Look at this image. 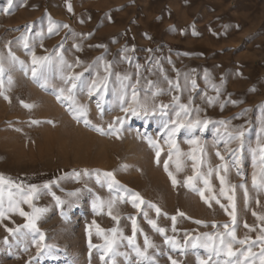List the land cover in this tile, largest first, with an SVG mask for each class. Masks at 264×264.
<instances>
[{
  "label": "rangeland",
  "instance_id": "1",
  "mask_svg": "<svg viewBox=\"0 0 264 264\" xmlns=\"http://www.w3.org/2000/svg\"><path fill=\"white\" fill-rule=\"evenodd\" d=\"M50 19L55 25L52 32L48 31ZM25 35L27 48L22 39ZM33 51L37 56L52 57L44 68L49 83L43 87L44 78L32 77ZM10 53L18 59L13 60ZM60 55L72 68L61 63ZM77 58L81 61L78 65ZM104 62L112 64L106 89L92 95L86 86L76 89L77 100L88 108L91 124H85L83 118H74L68 102L57 100L53 85L64 86L61 76L70 72L81 73L77 84L87 85L97 79V73L101 78L105 75ZM0 63L5 69L0 77L4 91L0 95V174L24 185L51 183V192L42 191L34 203L47 209L38 226L44 233L43 243L54 246L38 254L28 237V250L24 251L25 244L17 243V237L5 226L15 228L24 224L25 218L18 212L9 213V218L0 222V264H105L100 259L103 248L89 249V239L101 246L106 243L104 236L88 226L96 221L102 229L119 227L125 236H131L130 216L143 230L137 231L136 243L143 248L146 234L155 245L148 253L158 264H171L169 256L179 264H198V255L206 257L203 249L191 247L192 238L224 231L223 225L230 224L231 218L214 200L209 206L198 192L184 185V178L192 175L191 161L185 159L181 172L169 164L178 181L175 186L165 171L169 146L164 143V125L175 120L179 110L174 96L184 104L192 98L189 119L210 121L191 133L186 129L177 132L175 140L180 149L189 151L193 146L187 140L198 137L212 166L228 165L227 180L237 185V235L243 238L247 234L253 239L259 235L264 222L252 213L264 215V191L252 187L253 172H258L252 149L258 134L264 135L260 133L264 122V0H12L11 5L9 0H0ZM116 73L130 74L131 80L125 82L129 85L139 79L141 104L157 110L145 115L137 106L139 115L122 112V89ZM149 80L155 87L149 88ZM156 88L163 91L153 97ZM127 92L124 107L132 103L130 86ZM209 97L216 99L210 104ZM21 101L33 107L26 108ZM160 104L169 107L161 112ZM116 117H122L123 122H117ZM220 121L225 122L228 132L244 131L243 147L236 139L225 146L228 137ZM109 124L114 129H109ZM145 137L157 140L164 149L159 163L156 149ZM229 148H240L238 165ZM217 151L224 156L223 161L216 156ZM74 170L81 173L79 178L73 175ZM105 172H112L119 181L112 190ZM211 182L221 203L227 204L219 196L220 181L215 174ZM240 184L248 188L247 203ZM199 187H203L202 182ZM125 188L159 207L161 214L157 216L147 203L141 209L134 208ZM53 192L63 204H57ZM121 195L125 200H118L113 209V215L120 218L118 225L108 215L106 203L103 210L93 209L97 197L107 202ZM21 207L31 212L27 204ZM145 211L148 218L166 229L165 235L152 228L143 215ZM178 212L185 215L178 216ZM172 216L177 217L176 232L172 231ZM198 220L204 223L197 224ZM245 222L256 231L249 232ZM186 233L189 239L185 247ZM104 235L110 234L105 231ZM165 236L175 237L181 249L165 244ZM5 237L8 243H4ZM118 245L119 252L129 255L117 256L116 264H137L139 258L128 242L121 240ZM259 248L257 244L253 251L259 252Z\"/></svg>",
  "mask_w": 264,
  "mask_h": 264
},
{
  "label": "snow or ice",
  "instance_id": "2",
  "mask_svg": "<svg viewBox=\"0 0 264 264\" xmlns=\"http://www.w3.org/2000/svg\"><path fill=\"white\" fill-rule=\"evenodd\" d=\"M12 0H9V5H11ZM69 10H71V6L69 5ZM55 25L49 20V28L48 31L52 32L54 30ZM64 27H68V25H64ZM24 47H28V37L27 35L23 36ZM77 47H79L77 45ZM13 60L18 59L14 54L10 53ZM103 58H98V60H102ZM52 61V57L50 56H37L35 52L32 53V65H31V73L34 79L44 78V83L41 85H48L49 81L44 76V68L47 65H50ZM60 61L62 64H67V61L64 60V57L60 55ZM23 65L24 62L20 61ZM77 65L81 63L77 58ZM72 64H67L68 68H72ZM139 65L137 68L139 69ZM112 64L111 62H104V73L105 75L101 78L99 73H97V79L91 81L87 85L83 83L77 84V81L80 80L81 73H68L67 75H62L61 79L64 82V86L56 87L53 85V91L56 94L57 100H61L68 102L69 110L73 113L74 118L80 120L83 118L85 124H91V121L88 119V108L86 105L81 104L76 98V89L79 87L81 90L86 86L89 95H92L94 92H100L102 89L107 88V79L108 76L112 74ZM5 69L2 63H0V77H2ZM27 72V68L25 69ZM117 79L121 83L122 96H121V111L124 113H131L132 115H139L137 110V106L143 110L144 114L147 115L149 111L155 112L157 109L153 107L151 110L148 109L146 104H141L139 95L137 92V84H139V79H137L136 84H126V81L131 80L130 74L121 75L120 73L115 74ZM167 79V77H165ZM187 79V77H186ZM11 78H9V84H11ZM168 83L171 85L172 81L169 80ZM192 88L195 89L196 83L193 80ZM149 88L155 87L153 81H147ZM131 87V101L128 107H124L125 97H127L128 87ZM176 88H179L180 85L177 83L175 85ZM163 89L156 88L155 91L152 92V96L155 97L160 94ZM218 91V90H217ZM0 95H4L3 91V80L0 79ZM8 97L5 96V99ZM148 99L147 95L145 96V101ZM216 98L209 97L208 102L211 104ZM192 102V98L189 97V102L187 104L180 103V97L174 96L173 103L178 105L179 110L176 111V119L169 120L165 123L164 128L166 129V137L164 139V143L169 146L168 148V159L164 161L165 171L168 172L169 177L172 180L173 185L175 186L178 181L176 176L172 171H169V164L172 163L175 165L176 172H181L185 167V159L191 161V169L192 175L186 176L184 178V185L189 187L192 191L198 192L201 199L208 203L211 206L210 201L214 200L220 207L229 215L231 218V223H225L223 225L224 231H215V232H205L192 238L191 247L192 248H201L206 253L205 256H197L198 264H264V226H261L259 229V235H257L254 239L245 235L243 238L238 237L236 225H237V209L235 202V191L237 185L230 184L227 180L228 173V165L221 163L212 166L210 160L208 159V153L203 144L200 143L198 137H193L192 139L187 140L189 145L193 147L184 152L180 149L179 145L175 140V135L181 129H186L189 133L197 127L203 125L206 127L210 121L207 119L201 120L199 118L192 120L189 119L193 109L190 107ZM24 104L23 101H21ZM235 103V101H233ZM26 108H31L33 105L24 104ZM99 108L100 105L97 104ZM159 110L164 112L169 105L160 104ZM223 107V105H221ZM195 111L199 112L200 109L196 108ZM116 121L122 123V117H116ZM32 123H39V121H32ZM220 124L224 125L225 132L227 133L228 139L224 141L225 146H227L228 142L232 139H236L240 143V147H243V136L244 131L242 129H238L235 132H228L227 125L224 121H220ZM97 127L98 131H104V129ZM109 129H114L113 124L108 125ZM118 131V129H115ZM219 131V130H218ZM260 133L264 134V122L261 124ZM148 140L150 146L156 149V157L157 162L159 163V157L161 152L164 150L157 140H154L150 137H145ZM228 151L234 152V163L239 164V151L240 148L235 150L228 149ZM253 152V166L258 169L253 172L252 175V187L257 189L258 191H264V135L257 136V145L256 148L252 149ZM216 156L219 157L221 161L224 160V156L221 155L219 151L216 152ZM205 165H207L206 170ZM85 174L88 173L87 169L82 170ZM99 172V170H96ZM223 172V174H221ZM215 174L216 177L219 178L220 181V189L219 196L224 197L228 203L222 204L219 197L213 191L212 185V177ZM239 174V172H238ZM73 175L76 178H79L81 175L80 172L73 171ZM104 177L108 181V188L112 190L114 185H119V181L116 180L115 175L112 172H105ZM202 182L203 187H199V184ZM240 188L244 190L245 202L247 203L249 193L248 188L245 184H240ZM47 190L51 192V183H45L43 185H35L28 184L24 185L21 183H16L11 180V178H6L3 174H0V222H3L4 219L9 218L8 214L13 212H18L20 216L25 218V223L22 225H17L15 228H8L5 226L6 231L12 235L13 237H17V243H24V251H27V243L28 237H31V243L37 246L38 254L42 249H51L54 247L53 245H46L43 243L45 237L44 233L40 230L38 226V221L41 219L42 215L47 211L46 208H41L36 206L34 203L35 200L39 199L42 191ZM125 192L129 193L127 199L130 200L133 204L134 208L141 209V205L147 203L148 207L154 208L157 216L161 214V209L156 205L152 204L150 201L145 202L143 198L140 196L138 192H131L128 189H124ZM205 192H208L210 195L206 196ZM57 204H63L64 201L61 200L59 196H56L55 193H51ZM124 201L125 197L123 195L113 197L111 200L105 202L101 200L99 197L93 202L94 210H103L105 203L108 209V215L119 224V216L113 215V209L117 201ZM259 203V201H257ZM27 204L29 208H31V212H26L21 205ZM7 205V206H5ZM231 209V210H229ZM253 216H256L259 221L264 222V215H258L256 212L252 213ZM144 217L148 220V223L152 226V228L157 231L160 235H165L166 229L160 227L157 224L155 219L148 218V213L143 212ZM163 215L167 216V213H163ZM178 216L183 217L185 214L183 212H178ZM129 219L132 221V235L125 236L123 233V229L119 227H113L111 229L105 230L102 229L96 221H93L91 225L88 226L91 229L93 226L96 229V233L98 235H103L105 239V244L101 246L93 245L91 243V239H89V249L101 247L103 248V254L100 256L101 261H104L105 264H116L115 258L117 256H125L128 258V253H121L118 251V241L126 240L128 245L133 249L135 255L139 258L137 264H143V261H148V264H158V262L149 255L148 249L155 247L149 237L145 234L144 236V246L141 248L136 243V234L137 231H143L139 229L136 218L130 216ZM176 216H172V231L176 232ZM197 224L204 223V221H196ZM213 226L215 227V222H213ZM244 227L249 230V232L256 231L253 226L248 225L246 222ZM27 230V231H25ZM105 231H107L110 235H104ZM89 237H91V231H89ZM189 234H185V247L188 245ZM4 243H8V237L4 238ZM165 244L171 245L172 249H181V244L175 239V237H167L165 236L164 240ZM257 244L260 245L259 252L253 251L254 246ZM238 245V247H237ZM183 254V251H181ZM106 257L108 258L106 260ZM215 257V260H213ZM168 259L171 261V264H179L176 259H173L172 256H169Z\"/></svg>",
  "mask_w": 264,
  "mask_h": 264
}]
</instances>
